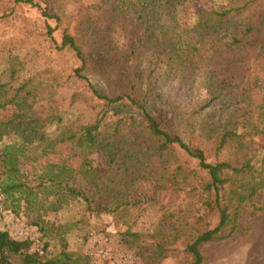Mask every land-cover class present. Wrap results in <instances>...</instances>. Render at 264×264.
<instances>
[{
  "label": "trees",
  "instance_id": "1",
  "mask_svg": "<svg viewBox=\"0 0 264 264\" xmlns=\"http://www.w3.org/2000/svg\"><path fill=\"white\" fill-rule=\"evenodd\" d=\"M9 1L28 5L44 20H52L53 26L44 25L51 52L70 55L79 67L69 70L63 80L55 73L46 82L27 78L13 86L0 84V109L12 107L10 116L0 120V140L14 133L20 141L0 149V198L4 208L14 215H33L31 224L36 227L38 239L49 238L52 232L60 248L47 258V243L42 241L44 255L38 256L30 251L28 239L15 240L0 230V264H85L82 258L64 250L63 235L74 224L54 225L45 220L76 200L89 216H110L113 227L128 225L132 210L154 207L159 218L147 237L149 245H140V235L124 232L130 245L146 254L142 255L143 261L159 264L179 252V264H205L202 248L229 239L236 230L241 206L257 195L264 198V18L259 16L264 13V0H226L225 8L210 14L217 24L194 29L189 39L181 30L174 31V13L182 3L197 0H116L114 9L134 12L146 39L170 38L193 59L209 60L220 54L241 57L244 51L254 50L243 70L252 107L243 112L244 119L214 133L207 145L172 131L174 120L165 119L163 109L158 110L162 119H155L147 102L136 95L133 83L114 97L98 92L85 74L87 55L67 27L61 25V18L47 13L45 6L33 0ZM256 10L257 26L240 23L235 34L217 35L220 20L240 19ZM5 15V11L0 12V20ZM207 19L212 22L210 17ZM149 27L158 28V34L148 32ZM57 30L58 41L53 37ZM172 34L174 37H169ZM254 34L256 41L251 45ZM6 71L13 81V65ZM69 79L83 85L84 93L74 91L71 96L90 106L92 116L85 123H63L50 138L46 129L59 124L60 115L50 110L40 116L33 105L52 98ZM155 97L150 103L157 112L159 97ZM58 145L81 159L77 167L39 163ZM177 150L195 161L194 169L181 162ZM87 153L100 154L109 171L99 177L85 159ZM151 160L159 164L157 170ZM179 243L180 250L176 247Z\"/></svg>",
  "mask_w": 264,
  "mask_h": 264
},
{
  "label": "rangeland",
  "instance_id": "2",
  "mask_svg": "<svg viewBox=\"0 0 264 264\" xmlns=\"http://www.w3.org/2000/svg\"><path fill=\"white\" fill-rule=\"evenodd\" d=\"M33 1L45 6L47 13L61 18V25L67 27L75 43L87 55L85 74L98 92L114 97L126 91L129 84H135L136 95L151 108L149 113L157 120L162 119L163 114L160 115L158 110L163 109L165 119L174 120L172 131H179L193 142L197 139L202 143L208 141L224 126L231 127L233 121L244 119L243 112L252 107V99H247L249 93L246 92L249 82L243 76V70L253 56V49L244 51L241 57L220 54L209 60L193 59L170 38L146 39L144 27L134 12L121 13L114 9L116 0ZM226 6V0L184 2L176 7L174 22L177 26L174 31L181 30L189 39L194 29L216 25L211 12ZM2 11L6 15L0 20V84L13 86L27 78L46 82L55 73H58L59 80H63L69 70L79 67L78 61L70 55L51 52L44 25L53 26L52 20H44L28 5H14L9 0H0ZM259 16L264 18V13ZM241 17L220 20L217 35L235 34L240 23L258 25L257 10ZM150 31H154L155 36L158 34L156 27H149ZM58 36L57 30L53 37L58 41ZM253 36L251 45L256 41V34ZM10 65L15 70L13 81L6 76ZM74 91L84 93L85 89L81 83L69 79L57 88L52 98L33 105V110L40 116L50 110L60 115L61 122L46 129L50 138L56 135L63 123H85L92 116L90 106L72 98ZM153 97H159L155 106L157 112L150 103ZM11 112L12 107L0 109V120L7 119ZM19 142L14 133H9L0 140V149ZM176 153L187 168H195V161L179 150ZM84 157L99 177L109 171L110 167L100 154L87 153ZM80 160L72 157L64 145H58L52 154L40 158L39 163L73 168ZM151 162L153 169L157 170V161ZM2 172L0 167V180ZM78 185L83 187L79 181ZM85 193L91 194L87 188ZM130 217L132 220L128 225L113 227L110 216H89L83 211L81 202L76 200L58 213L48 215L45 220L54 225L74 224L63 235L64 250L73 257L82 258L85 264H146L142 257L146 255L144 251L130 245V239L124 236V232L128 230L140 235V245H149L147 237L153 233L159 213L154 207L143 206L132 210ZM33 221V215L23 212L14 215L5 209L0 198V230L6 231L10 237L20 228L27 234H38L31 224ZM211 222L214 223V218ZM42 241L47 243V258L60 251L54 233ZM176 247L180 250L181 244ZM201 252L205 264H264L263 196L257 195L241 206L236 230L229 239L207 245ZM176 255L159 264H179L181 254L178 252Z\"/></svg>",
  "mask_w": 264,
  "mask_h": 264
},
{
  "label": "built area",
  "instance_id": "3",
  "mask_svg": "<svg viewBox=\"0 0 264 264\" xmlns=\"http://www.w3.org/2000/svg\"><path fill=\"white\" fill-rule=\"evenodd\" d=\"M11 238L15 240L28 239L31 242L30 251L36 253L38 256L44 255L42 244L36 234L34 233L27 234L24 229L20 228L13 233Z\"/></svg>",
  "mask_w": 264,
  "mask_h": 264
}]
</instances>
